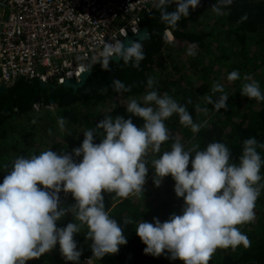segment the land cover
I'll use <instances>...</instances> for the list:
<instances>
[{
	"label": "clouds",
	"instance_id": "obj_1",
	"mask_svg": "<svg viewBox=\"0 0 264 264\" xmlns=\"http://www.w3.org/2000/svg\"><path fill=\"white\" fill-rule=\"evenodd\" d=\"M173 2L175 10L168 11ZM232 2L216 0L211 9L223 15V9ZM199 4L200 0H157L155 7L163 23L176 27L181 18L189 16V9L195 10ZM169 35L166 28L165 36ZM113 41L103 43L96 63L108 70L115 56L125 65L131 63L139 68L145 59L142 43L133 41L125 46L120 40ZM194 48L195 45L190 46L188 55H195ZM91 67L85 66V72ZM239 79L238 70L227 76L230 82ZM243 80L241 95L264 101L259 83L249 75ZM156 83L154 77H149L147 86L153 90L139 99L130 97L126 104L128 113L144 120L143 126L138 128L131 118L106 116L95 129L83 132L82 145L73 150L75 156L83 155L81 162L76 163L72 155L57 154L51 148L39 155L14 159L0 183V264H26L51 252L57 244L65 260L78 264L82 253L77 249L74 234L80 233L85 225L93 257L101 259L106 254L118 253L119 246L127 244L123 226L133 220L125 217L122 226L111 217L105 209L102 190L121 198L139 197L143 194L148 163L155 169L157 187L163 178L169 175L173 178L175 194L184 199V206L182 215L172 214L164 222L157 218L154 222L141 220L136 225V234L146 245L145 254L159 257L167 251L170 259H180L184 264H209L218 248L235 250L241 245L251 246L250 239L237 225L256 218L254 208L264 189V183H259L264 179L260 175L264 160L257 148H264V144H258L255 137L246 139L238 163L232 162L230 149L221 142H211L204 150L198 144L186 150L176 140L170 151L160 154L162 145L171 139L165 121L173 114H178L180 123L193 133L206 127L207 121L194 122L187 105L167 92L161 95L153 88ZM112 87L116 92L131 91V86L119 79L112 81ZM211 93L206 95L207 103L213 104L216 111L227 110L224 86L214 82ZM216 93L221 95L214 101ZM195 110L208 111L199 105ZM66 123L65 118H58L61 131H65ZM97 129L102 130L98 144L94 143ZM155 154H159L158 158L150 160V155ZM190 157L192 170L188 171ZM61 190L71 193L76 201L68 209L60 207ZM67 212H71L75 222L57 227V221Z\"/></svg>",
	"mask_w": 264,
	"mask_h": 264
},
{
	"label": "trees",
	"instance_id": "obj_2",
	"mask_svg": "<svg viewBox=\"0 0 264 264\" xmlns=\"http://www.w3.org/2000/svg\"><path fill=\"white\" fill-rule=\"evenodd\" d=\"M215 3L216 0H200L199 6L195 10L190 8L189 16L181 18L176 27L163 23L160 11L154 6L142 20L149 39L142 41L145 59L139 68L132 67L131 63L125 65L122 59L115 65L110 60L108 70L97 63L85 84L76 91L61 86L43 88L37 81L18 80L6 93L0 94V183L11 170L15 158L39 155L49 148L57 154H70L74 162H81L83 155L77 157L73 150L82 145L83 132L95 129L108 115L131 118L134 125L142 127L144 120L128 113L126 104L130 97L139 99L153 90L147 86L149 77L156 79L153 88L161 95L167 92L182 105H187L194 122L202 124L207 121L206 127L193 133L190 127L180 123L178 114H173L165 121L171 139L162 145L160 154L170 151L176 140L186 150L197 144L200 150H204L211 142H221L230 149L232 162L238 163L246 139L255 137L258 144H264V101L242 96V84H239L245 75H249L259 83L264 93V0H233L230 6L223 9V15L212 11ZM175 8L173 2L168 11ZM166 28L169 36H165ZM192 45H195V55H188ZM233 70L239 71L240 79L230 82L227 76ZM117 79L126 86L130 85L131 91L116 92L112 81ZM199 80H202L201 84L197 85ZM214 82L224 86L228 95L227 110L222 108L216 111L213 104L206 101V95H212ZM104 88H107L106 92ZM220 95L216 93L213 100ZM38 96L42 106H49L52 104L50 100L54 101L60 116L67 121L65 131H61L58 121L53 120L36 126L39 130L35 127L33 132L34 119L27 117L35 110L34 100ZM197 105L208 111H196ZM41 118L35 119L40 121ZM41 128H44L42 133ZM101 131L97 129L98 136L94 137V143L101 142ZM257 151L264 160V148L258 147ZM158 155H150L149 159L158 158ZM191 159L188 171L192 170ZM146 167V182L139 197L131 195L121 198L102 190L105 209L110 216L122 226L125 217L133 220V223L123 226L127 244L119 246L116 254H106L101 259L94 257L95 264H184L180 259H170L167 251L159 257L145 254L146 245L136 234V225L141 220L154 222V218H157L164 222L172 214H183L184 199L176 196L173 178L170 175L163 178L157 187L154 184V167L150 163ZM260 175L264 177V165L261 166ZM259 183H264V179ZM38 187L43 186L38 184ZM59 200L60 207L65 209L76 203L72 194L63 190L59 193ZM254 211L256 218L253 222L237 225L248 236L251 246L245 248L241 245L235 250L231 247L218 248L209 264H264V189H261ZM70 222L75 220L71 212H67L57 221V227H66ZM86 232L85 225L80 233L74 234L77 249L82 253L78 264H83L87 257L93 255L90 247L92 241L86 239ZM63 261L57 244L51 252L26 264H61Z\"/></svg>",
	"mask_w": 264,
	"mask_h": 264
},
{
	"label": "built area",
	"instance_id": "obj_3",
	"mask_svg": "<svg viewBox=\"0 0 264 264\" xmlns=\"http://www.w3.org/2000/svg\"><path fill=\"white\" fill-rule=\"evenodd\" d=\"M156 2L0 0V86L78 80L85 66H97L105 41L137 34ZM92 262L91 255L83 264Z\"/></svg>",
	"mask_w": 264,
	"mask_h": 264
},
{
	"label": "water",
	"instance_id": "obj_4",
	"mask_svg": "<svg viewBox=\"0 0 264 264\" xmlns=\"http://www.w3.org/2000/svg\"><path fill=\"white\" fill-rule=\"evenodd\" d=\"M145 39H149V35H148V30L146 27H141L140 30L138 31L137 34H134V35H129L127 37H125L122 41V43L125 44V46H127L130 42H133V41H140L142 43L143 40ZM143 45V44H142ZM121 59L119 58H116L115 56L111 59V62L115 65L117 63L120 62ZM92 73V69H89L87 70L86 72H84L78 80H74V79H71V80H67L65 81L61 87L63 88H71L73 91H76L77 89L81 88L87 78L89 77V75ZM39 85L43 88L45 87H50V88H56L57 86L56 85H52V84H45V83H40L38 82ZM8 91V87L6 86H0V94L2 93H6ZM39 96L35 98V102H37L39 100ZM50 103H54L53 100H50Z\"/></svg>",
	"mask_w": 264,
	"mask_h": 264
},
{
	"label": "rangeland",
	"instance_id": "obj_5",
	"mask_svg": "<svg viewBox=\"0 0 264 264\" xmlns=\"http://www.w3.org/2000/svg\"><path fill=\"white\" fill-rule=\"evenodd\" d=\"M221 68L222 69L223 68L226 69V67H224V66H221ZM201 81L202 80H199L197 82V85H200L201 84ZM244 82H245L244 80L243 81H240L239 84H243ZM206 89L208 90L209 88L207 87ZM34 107H35L34 108L35 110L33 112H30L32 114L28 113L29 117H27V118H29V120L34 119V121H33V127H34V129H32L33 132L35 131V127L36 126H42L44 123H50L53 120L58 121V118H61L60 111L58 110V107L56 105H54V104L49 105V106H42V103H40V100H38L36 102V104H35ZM61 115H62V113H61ZM36 117H42V118L39 121V120H36L35 119ZM68 128H70V127H68ZM37 129L39 130V128H37ZM41 129L40 130H41V133H42V131H43L44 128H41ZM38 133H39V131H38ZM66 262L68 263L69 261H67V260L64 259L63 263H61V264H67ZM92 263L95 264L94 257H93V262Z\"/></svg>",
	"mask_w": 264,
	"mask_h": 264
},
{
	"label": "flooded vegetation",
	"instance_id": "obj_6",
	"mask_svg": "<svg viewBox=\"0 0 264 264\" xmlns=\"http://www.w3.org/2000/svg\"><path fill=\"white\" fill-rule=\"evenodd\" d=\"M40 98V97H39Z\"/></svg>",
	"mask_w": 264,
	"mask_h": 264
}]
</instances>
